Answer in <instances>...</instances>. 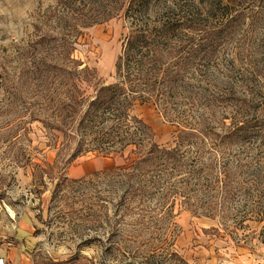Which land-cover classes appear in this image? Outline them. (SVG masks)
<instances>
[{"label": "rangeland", "instance_id": "obj_1", "mask_svg": "<svg viewBox=\"0 0 264 264\" xmlns=\"http://www.w3.org/2000/svg\"><path fill=\"white\" fill-rule=\"evenodd\" d=\"M53 3L0 0V248H15L6 264H264V145L217 146L213 135L234 119L264 120V71L250 75L248 64L232 65L239 43L224 40L212 57L191 62L171 100L134 105L131 114L151 127L156 143L183 155L174 175L158 167L131 178L118 171L124 165L118 155L87 153L67 161L75 141L55 129L61 127L65 84H36L27 57ZM216 3L151 0L149 17L192 18L197 30L190 36L199 43L224 12ZM262 25L246 20L236 37L260 38ZM129 31L120 12L86 28L73 57L106 84L114 82ZM185 40L180 34L175 41L184 56ZM173 51L163 63L180 57ZM237 70L243 75L230 78ZM94 83L78 84L92 95ZM240 99H253L251 107L239 109ZM187 131L196 136L182 141ZM225 171V184L234 188L228 198L213 189Z\"/></svg>", "mask_w": 264, "mask_h": 264}, {"label": "trees", "instance_id": "obj_2", "mask_svg": "<svg viewBox=\"0 0 264 264\" xmlns=\"http://www.w3.org/2000/svg\"><path fill=\"white\" fill-rule=\"evenodd\" d=\"M53 1L45 20L36 27L41 31L44 28V32L39 33L29 45L31 51L27 57L33 63L31 73L36 84H55L58 80L65 84L60 107L63 116L61 127L55 129L75 141L67 161L87 153L102 157L118 155L124 159V165L118 171L131 178L158 167H163L170 176L174 175L181 170L183 155L177 147L167 149L156 143L151 127L131 114L134 105H160L161 101L171 100L183 86L186 72L191 70V62L197 57H210V54L212 57L213 47L224 40L235 39L239 43L231 58L232 65L236 62L239 66L248 64L252 69L248 73L250 75L260 76L264 71V50L259 49V43H264V25L260 28V38L252 34L247 36V33L236 37V34L244 32L241 27L246 20L250 19L252 24L264 21V0H230L228 4L216 0L224 12L216 19L218 26L206 29L204 36L199 35L202 36L199 43H194L190 36L197 30L192 18L159 16L150 19L151 0H129L127 3L124 0ZM120 12L130 22V31L114 64V82L106 84L97 77L94 68L74 59L73 52L78 37L86 28L117 17ZM180 34L186 39L183 44V48H188L185 56L181 55L182 49L177 50L175 46ZM172 47L176 50L173 51ZM171 51L180 53V57L172 59L171 63H163L165 54ZM238 74L243 75V72L232 71L229 77L234 78ZM92 81H95L94 94L86 95L78 83L87 85ZM248 82L246 80L243 86H248ZM252 101L240 99L238 108L249 109ZM198 133L207 136V132ZM213 135L218 141L217 146H252L256 142L264 145V120L234 119L225 131ZM195 136L194 131H187L182 133L181 139L189 140ZM127 149L129 153L125 155ZM229 176L225 171L224 181L216 180L213 188L224 190L226 198L234 194L233 187L225 184ZM262 178L264 176L261 175L260 180Z\"/></svg>", "mask_w": 264, "mask_h": 264}, {"label": "crops", "instance_id": "obj_3", "mask_svg": "<svg viewBox=\"0 0 264 264\" xmlns=\"http://www.w3.org/2000/svg\"><path fill=\"white\" fill-rule=\"evenodd\" d=\"M4 233H5L4 231H0V237H1V239H4ZM13 256H15V248L14 247L10 248L9 251L2 250L0 248V257L4 259L5 264H6V261H8Z\"/></svg>", "mask_w": 264, "mask_h": 264}, {"label": "built area", "instance_id": "obj_4", "mask_svg": "<svg viewBox=\"0 0 264 264\" xmlns=\"http://www.w3.org/2000/svg\"><path fill=\"white\" fill-rule=\"evenodd\" d=\"M0 264H5L4 259L0 257Z\"/></svg>", "mask_w": 264, "mask_h": 264}]
</instances>
